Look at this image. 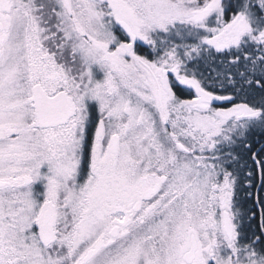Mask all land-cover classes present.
<instances>
[{"label": "snow or ice", "instance_id": "snow-or-ice-1", "mask_svg": "<svg viewBox=\"0 0 264 264\" xmlns=\"http://www.w3.org/2000/svg\"><path fill=\"white\" fill-rule=\"evenodd\" d=\"M0 264H264V0H0Z\"/></svg>", "mask_w": 264, "mask_h": 264}]
</instances>
